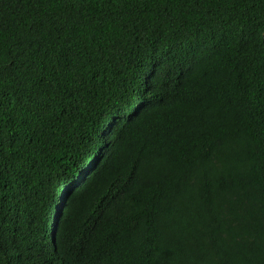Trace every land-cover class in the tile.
<instances>
[{"label":"trees","instance_id":"1","mask_svg":"<svg viewBox=\"0 0 264 264\" xmlns=\"http://www.w3.org/2000/svg\"><path fill=\"white\" fill-rule=\"evenodd\" d=\"M0 264H264V0H0Z\"/></svg>","mask_w":264,"mask_h":264},{"label":"clouds","instance_id":"2","mask_svg":"<svg viewBox=\"0 0 264 264\" xmlns=\"http://www.w3.org/2000/svg\"><path fill=\"white\" fill-rule=\"evenodd\" d=\"M60 210H59V212L58 213H56V211H54L52 214H51V221L52 222H54V219H56V222H57V220H58V218H59V216H60Z\"/></svg>","mask_w":264,"mask_h":264}]
</instances>
